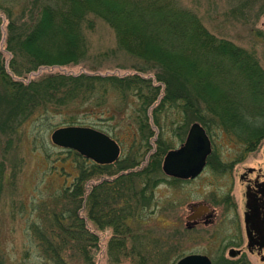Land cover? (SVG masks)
I'll return each mask as SVG.
<instances>
[{"label": "trees", "instance_id": "trees-1", "mask_svg": "<svg viewBox=\"0 0 264 264\" xmlns=\"http://www.w3.org/2000/svg\"><path fill=\"white\" fill-rule=\"evenodd\" d=\"M152 1L155 4H151ZM37 8L32 23L27 24L14 20L10 12L7 50L12 58L8 69L0 53V199L9 180L16 176L13 168L8 170L6 154L15 149V136L32 118L46 117L63 108L74 111L87 106L90 114L95 115L111 90L123 99H132L135 129L132 142L119 161L100 166L80 159L75 182L66 187L54 204L35 208L38 216L28 230L30 242L17 264H97L94 248L99 237L93 233L91 225L113 231L108 243L110 264L120 263L126 250L139 258L138 264H165L155 239L136 243L139 234L146 233L145 219L154 205V192L162 182V162L173 146L165 136L169 131L161 118L168 121L169 110H178L182 121L175 122L174 136L180 141L184 140L189 126L198 122L213 136L225 131L238 142L252 147L264 136V70L254 54L214 36L196 14L176 9L171 0H42ZM96 17L115 31L118 45L129 54L139 59L148 57L170 76L188 85L193 82L202 88L200 94L197 92V97L193 98L190 93L176 92L165 78L159 77L165 84L162 95V85H143L151 82L138 75L116 78L88 73L49 74L27 85L15 80L14 77H22L42 66L79 65L87 61L86 32L95 29ZM163 33L180 36L182 54L178 57L187 60L189 72L187 67L177 74L163 64V59L159 61L158 55H150L145 44L152 39L157 41H154L157 47L150 50L163 49L157 45L163 42ZM233 72L239 74L244 83L257 84L247 85L255 94L243 92L245 88L240 85L238 103L229 101L223 104L227 110H221L222 105L218 108L216 104L219 97L216 100L211 97L208 79L213 76V82L220 88L224 81L229 84L226 87L229 96V88L234 86L229 83V75ZM203 91L211 100L202 96ZM244 109L253 113L252 121H243L240 117ZM151 122L159 129V134L155 135ZM69 126L86 124L72 118ZM147 158V164L142 166ZM103 175L100 183L86 187L93 178ZM1 221L0 214V226ZM173 250L170 249L169 255ZM0 264H9L2 252L1 236Z\"/></svg>", "mask_w": 264, "mask_h": 264}, {"label": "rangeland", "instance_id": "rangeland-1", "mask_svg": "<svg viewBox=\"0 0 264 264\" xmlns=\"http://www.w3.org/2000/svg\"><path fill=\"white\" fill-rule=\"evenodd\" d=\"M41 1L0 0V53L6 62L7 69L12 58V53L7 50L11 22L9 14L11 12L12 18L18 22L32 23L35 13L38 12L37 6L41 4ZM141 1L145 2L146 0ZM153 3L155 4L154 1L151 2V4ZM171 5L181 11H191L199 17L211 34L231 41L250 54H254L264 70V0H171ZM94 20L96 23L95 29L86 32L89 46L87 61L79 65L42 66L22 77H14L15 80L27 85L49 74L79 75L88 73L115 76L116 78L138 75L151 82L143 85H162V95L165 84L160 81L161 77L165 78V81H168L167 85L170 84L176 92L179 90L181 94L190 93L193 98L197 97V92L200 94L202 88L193 82L188 85L182 79L170 76L163 68L156 67L152 59H148V57L139 59L129 54L118 45L115 31L104 20L97 17ZM179 37L176 34L163 33L161 37L163 42L157 43L163 49L150 50V47H157L154 45L157 41L152 39H149L145 44L146 48L149 49L148 52L151 53L150 55H158L159 61L163 59V64L169 66L170 70L175 71L177 74H179L178 71H185L189 66L186 59L178 57L179 53L182 54ZM170 52L171 54H168ZM186 53L189 54V52ZM169 56L171 57L169 58ZM187 72H189V67ZM229 76H231L229 83L234 85L229 88V96L227 95L228 89L226 90L229 84L225 81L220 85V88L215 85V82H213L215 78L212 76L208 79L209 86L205 85L211 90L212 98L216 100L219 97L216 104L218 108L222 105L221 110H227L223 104L229 101L238 103L236 100H240L238 97L239 90L242 89L240 85L245 88L243 92L248 93L253 91L251 92L247 85H257L252 82L244 83L239 74L235 75L234 72L230 73ZM232 79L234 81H231ZM108 93L105 101L102 102L104 103L102 108L96 109L97 114L95 115L90 114L91 109H89V106H87L89 108L84 107L81 110L74 111H65L63 110L65 108H63L61 111L49 113L46 117L32 118L21 127L19 135L15 136V149L6 154V158L9 172L13 168L16 176L14 179L9 180L10 182L4 188L0 199V214L2 217L0 226L1 248L9 264L18 263L23 250L30 242L28 230H30L32 221H36L38 216V211L35 208H43L44 204H54L58 196L67 189L66 187H70L75 182V178L79 173L78 166L81 165L79 160L89 161L79 154L76 156L72 150L55 146L51 141V134L55 129L69 126V121L74 118L84 122L86 126L93 127L114 138L122 147V155L128 150L132 142L133 129H135L132 125L133 118L135 119L132 113L135 109L133 101L132 99H123L111 90ZM203 93L202 96L211 100L207 92L203 91ZM225 93L226 95H223ZM220 112L223 115L227 114L224 111ZM242 112L243 114L240 117L244 119L243 121L254 119V116H251L253 115L251 111L244 109ZM168 117V121L161 118L163 122L161 123L164 127H168L169 132H166L165 136L175 146L174 148H177L182 142L173 137L176 135L174 129H176L177 124L175 122L181 123L182 117L176 109H170ZM151 125L155 135L159 134L157 126L153 122H151ZM186 135L187 132L184 136L186 137ZM220 136L221 133L219 132L218 137L220 138ZM152 142L155 151V140ZM230 147L234 148L233 145ZM216 150L217 154L220 153L222 157H225V160H230L227 159V152L229 154L236 152L234 149L230 151L221 139L218 141ZM148 158L142 166L147 164ZM262 160L261 153L258 154L257 152L251 155L247 162L257 163ZM103 177L105 176H96L86 187L88 189L92 188L93 185L100 183ZM175 188V186L167 185L155 190L153 195L154 205H152L145 219L146 233L139 234V240L136 243L155 239L158 244L157 248L159 247L157 251L160 253V258L164 259L165 264H177L182 258L192 253L209 254L215 264H223V262L218 261L221 255L219 242H221L222 234L214 244H211L212 246L204 247L203 244L193 241V233L187 231L183 225L186 221L185 205L189 201V194L187 190L185 193H180ZM204 189L205 191L211 190L210 188ZM195 197L196 195H192L190 201ZM82 215L85 217V210L82 211ZM91 228L93 233L99 237L98 245L94 248L96 263L110 264L108 243L113 231L111 229L100 230L92 225ZM161 242L163 243L161 244ZM165 244L170 247L167 248ZM170 249H174L171 255H169ZM125 252L127 253L121 257L120 263L116 262L114 264L140 263L139 258L131 250V254L127 250Z\"/></svg>", "mask_w": 264, "mask_h": 264}, {"label": "flooded vegetation", "instance_id": "flooded-vegetation-1", "mask_svg": "<svg viewBox=\"0 0 264 264\" xmlns=\"http://www.w3.org/2000/svg\"><path fill=\"white\" fill-rule=\"evenodd\" d=\"M198 124L204 128L212 144V152L203 170L195 178L189 179L168 176L163 170L166 155L180 149L186 142L191 124L180 146L174 148L173 145L165 155L162 182L157 189L172 185L177 192L185 193L187 190L189 201L185 205L184 228L193 233V241L204 247L212 246L222 234L218 261L223 264H264V136L249 147L225 131L221 132L220 138L213 136L205 126ZM220 139L230 151H236L234 154L226 153L230 160H225L215 151ZM257 152L261 153L263 160L247 162ZM204 188L211 190L205 191ZM192 195L196 197L190 201ZM191 255L207 256L215 264L209 254Z\"/></svg>", "mask_w": 264, "mask_h": 264}, {"label": "water", "instance_id": "water-1", "mask_svg": "<svg viewBox=\"0 0 264 264\" xmlns=\"http://www.w3.org/2000/svg\"><path fill=\"white\" fill-rule=\"evenodd\" d=\"M52 143L63 149L73 150L98 165H111L121 156V146L108 134L92 127L66 126L53 131ZM212 152L210 138L204 128L191 126L186 142L178 150L170 151L164 160L163 170L171 177L195 178L203 170ZM177 264H212L207 256L190 255Z\"/></svg>", "mask_w": 264, "mask_h": 264}]
</instances>
